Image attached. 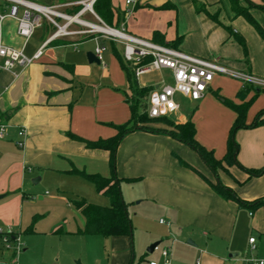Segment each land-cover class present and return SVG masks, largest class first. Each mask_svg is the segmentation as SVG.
Masks as SVG:
<instances>
[{
    "label": "crops",
    "instance_id": "crops-1",
    "mask_svg": "<svg viewBox=\"0 0 264 264\" xmlns=\"http://www.w3.org/2000/svg\"><path fill=\"white\" fill-rule=\"evenodd\" d=\"M33 1L57 5L66 13L76 12L79 6L70 4L78 0ZM249 1L254 5L264 4V0ZM198 2L205 4L217 21L198 12L192 0H140L130 8L112 1L115 15L121 13L123 18L117 25L114 21L113 25L126 27L127 33L159 44H174L170 47L189 54L218 58L231 69L264 78V39L256 29L243 16L232 12L228 0ZM240 2L247 5L246 0ZM249 11L264 28V9L253 6ZM83 18L98 22L89 12L84 13ZM43 22L27 41L17 34L15 19L8 17L2 24L5 44L22 49L28 57H33L39 49L42 53L29 65L17 66L15 72L0 69V125H4V137L0 138V195H3L0 198V229L2 225L20 223L25 215L24 206L30 201L29 191L33 190L29 184L33 172L64 168L79 176L71 170L86 168L89 173L105 177L115 173L122 183L140 184L141 194L137 197L141 202L154 203L166 217L167 221L161 218L159 222L161 225L166 223V233L172 237L171 244L167 245L173 254L172 264H194L195 258L201 259L200 264H247L251 259H264V204L252 203L264 196V173L250 177L244 169L232 165L215 175L187 144L166 132L142 128L131 130L121 138L113 169L110 151L88 148L83 139L113 137L118 134V125L131 120L130 102L135 95L120 59L123 44L89 34L59 37L44 45L53 27L47 20ZM80 27L72 25L71 29ZM236 35L244 39L247 54ZM102 39L111 46L106 54ZM117 44H120V50H117ZM97 45L104 46L102 62L90 63L87 53L95 52ZM148 73L152 75L143 76ZM166 73L173 83L172 73L167 69L136 77L139 88H152L147 94V111L151 94L160 87ZM219 76L222 75L214 77L204 97L194 100L196 108L191 114L180 111L178 103L179 109L172 113L176 120L170 118L176 123L191 120L196 127L197 140L212 150L218 159L227 151L230 130L236 119V113L226 100L241 103L237 93L243 88L242 81L237 78L228 79L222 85ZM226 84L231 85L230 89ZM248 86L251 89L246 100H253L246 123L251 124L264 109V89ZM218 100L225 104L223 112L218 119L209 116L207 127L211 134L219 133L222 140L220 145H212L200 136L199 125L202 124H196L199 119L196 115L210 105L219 104ZM22 128L25 134L19 135ZM234 140L239 144L237 159L242 166H264V123L236 129ZM18 141L23 145L19 146ZM178 157L209 181H220L230 187L244 203L221 197L201 174L183 164ZM39 179L41 176L33 183ZM46 195H49L48 191ZM62 199L58 195L48 197L49 207ZM72 199L76 198L68 197L73 205ZM39 200H42L41 196ZM84 225L85 219L83 228ZM160 235L157 231L152 232L148 241H157ZM112 237V242L124 250L121 256L113 257V263L127 264V250L132 246V238L125 235ZM251 237L255 238L254 243L249 241Z\"/></svg>",
    "mask_w": 264,
    "mask_h": 264
},
{
    "label": "rangeland",
    "instance_id": "rangeland-1",
    "mask_svg": "<svg viewBox=\"0 0 264 264\" xmlns=\"http://www.w3.org/2000/svg\"><path fill=\"white\" fill-rule=\"evenodd\" d=\"M112 1L117 4L120 2L127 8L131 7L126 4L125 0ZM8 4L7 1L0 0V12L6 11ZM85 18L87 17L85 16ZM43 23H46V19ZM117 28L122 29L123 27ZM124 29L126 30V27ZM101 43H105V54L108 53L111 50L110 43L103 39ZM116 48L120 50V44H117ZM150 75L152 73L143 76ZM225 77L228 76H219L222 78V85H224V81L228 82V79H234ZM163 79L160 85L171 83L169 74L166 73ZM230 86V84H226L227 89H230ZM176 100L180 104L182 112L191 114L196 108L193 106V102L196 101L181 94L176 95ZM218 101L219 104L210 105L206 110L203 109L201 114L196 115L199 117L196 124H202L199 125L201 126L200 136L212 145H220L222 140L219 133L211 134L207 127L209 116L218 119L223 112L222 107L225 104L221 103V100ZM147 105L148 96H139L136 113L143 114L147 110ZM169 118L176 120L174 114H170ZM154 125L167 127L163 121ZM84 170L88 172L86 168ZM32 175V177L29 176V184L32 185L33 190L29 191L31 192L28 198L30 201L24 206L23 213L25 215L20 223L1 226L5 232L10 229L17 238L8 242L0 235V264H8L10 261H12L11 264H77V261L81 264H114L113 257L121 256L124 250L120 249L117 243L112 242L114 237L83 234L81 232L84 224L83 216L68 201V197H79L84 198L88 203L108 206V197L97 192L91 182L82 179L81 176L68 173L64 168L51 171L39 169ZM39 176L41 179L37 183H33V180ZM134 183L120 182L122 197L133 227L132 246H128L127 250L129 253L127 264H151V262L162 264L164 259L161 251L172 242V237L166 233V223L161 225L159 222L161 218L165 221L166 217L162 215L161 210L155 207L154 203L141 202V198L137 197L141 194L140 184ZM46 191L49 192V195H46ZM53 195L61 196L63 199L49 207L47 199ZM40 196L42 200H39ZM155 231L161 233L157 240L162 241L157 249L148 252L147 248L152 243L148 241L149 235ZM132 258L133 262L130 261ZM172 259L173 254L170 255L169 264H172ZM200 263L201 259H194V264Z\"/></svg>",
    "mask_w": 264,
    "mask_h": 264
},
{
    "label": "built area",
    "instance_id": "built-area-1",
    "mask_svg": "<svg viewBox=\"0 0 264 264\" xmlns=\"http://www.w3.org/2000/svg\"><path fill=\"white\" fill-rule=\"evenodd\" d=\"M5 1L9 4L6 7V11L0 12V69L14 71L17 66L25 67L42 53V50L39 49L33 57H28L22 49L5 44L2 38L3 21L8 17L15 19L17 22V34L24 41H27L35 30L41 26L42 21L46 19L53 27V32L44 45L50 40L59 37L97 34L123 44V58L133 68L136 77L153 70H170L173 83H164L151 94L148 109L150 117L169 116L175 113L179 109V104L176 100L177 94L192 100L201 99L216 75H227L237 78L242 81L243 88L246 85H252L258 89H264L263 77L231 69L218 58H204L189 54L168 45L131 35L124 28L119 29L108 25L93 9V4L96 0H78L70 3L80 6L74 13L61 11L57 5L41 4L33 0ZM139 1L125 0L126 4L133 7ZM86 12L93 14L98 22L94 23L83 18V14ZM72 25L81 27L71 29ZM103 51L104 46L97 45L95 54L101 62ZM24 134L25 129L22 128L19 131V135ZM2 137H4V125H0V138ZM17 144L22 146L23 142L18 141ZM12 234L10 229L7 232L0 229V235L3 236L5 241L9 242L8 238ZM249 241L254 243L255 238L251 237ZM161 254L164 259L162 264H169L170 247L163 248ZM151 264L158 263L151 262ZM247 264H264V259H251Z\"/></svg>",
    "mask_w": 264,
    "mask_h": 264
},
{
    "label": "trees",
    "instance_id": "trees-1",
    "mask_svg": "<svg viewBox=\"0 0 264 264\" xmlns=\"http://www.w3.org/2000/svg\"><path fill=\"white\" fill-rule=\"evenodd\" d=\"M196 10L198 12H204L211 19L217 21L215 15L210 14L205 4H200L198 0H192ZM247 5L241 4L240 0H228L232 12L236 16H243L260 34L264 39V28L256 21V19L251 15L249 9L253 6L261 7L264 9V4L254 5L251 1L246 0ZM167 6V5H166ZM171 4H168V7ZM80 7H76L77 11ZM93 9L96 14L108 25L114 26L119 24L122 18V14L119 13L115 15V10L112 5V0H96L93 4ZM156 33L155 38L158 37ZM236 38L240 44L244 47V51L247 54V48L244 39L236 35ZM160 42L162 40L160 39ZM163 44V42H162ZM170 46H175L174 44H169ZM123 67L126 70L127 78L131 89L134 91V99L130 102L132 108V117L129 123L118 125V134L107 138L98 140H84L88 148H98L110 151V159L112 168H115V155L117 151L118 144L121 138L131 130L142 128L149 131H160L170 134L173 138L187 144L191 149L199 154L202 160L210 167L212 172L217 175L219 170L227 171L228 166L237 165L241 169H244L250 177H257L264 173V166L260 168H247L242 166L237 159L239 144L234 140V132L236 129L241 127H249L254 125H259L264 123V109H262L256 116L255 120L251 124L246 123V117L248 109L252 103L253 98L246 100L248 91L251 89L250 86L246 85L241 88L237 93V97L242 101L241 103H234L230 100H226L227 105L236 113L235 122L230 130L227 151L225 155L218 159L214 156L212 150L207 149L202 145L196 138V127L195 124L188 120L185 123H176L167 116L162 117H150L148 111L146 110L143 114H137L136 108L138 104V97L147 95L152 88L142 87L139 88L137 85V79L134 74L133 68L125 62L123 56H120ZM161 121L165 122L167 127L153 126L152 124H158ZM74 137L75 135H71ZM75 138V137H74ZM178 159L185 165L192 168L197 173L201 174L197 169H195L190 164L183 161L180 157ZM72 173L78 174L85 180L91 182L97 192H101L106 195L109 199L108 206H102L97 204L88 203L84 198L72 199V203L77 210L82 214L85 219V225L81 231L84 234L96 235V236H130L133 235V227L131 218L126 209V204L122 197L120 190V182L116 177V174L105 177L99 173H88L85 170L72 169ZM202 175V174H201ZM203 176V175H202ZM204 177V176H203ZM205 178V177H204ZM206 179V178H205ZM206 181L210 186L223 198L228 200H236L240 203H244L242 199L228 186L224 185L222 182H211L208 179ZM255 205L264 204V196L253 201ZM17 238L15 234L9 236L8 240H14Z\"/></svg>",
    "mask_w": 264,
    "mask_h": 264
},
{
    "label": "water",
    "instance_id": "water-1",
    "mask_svg": "<svg viewBox=\"0 0 264 264\" xmlns=\"http://www.w3.org/2000/svg\"><path fill=\"white\" fill-rule=\"evenodd\" d=\"M87 58H88V61L90 62V63H97V64H100V60H99V58L96 56V54H95V52H93V51H89L88 53H87ZM3 195H0V198L2 197ZM132 236V235H131ZM132 238V237H131ZM161 241L162 240H157V241H154V242H152L149 246H148V248H147V251L148 252H153L154 251V249L161 243ZM189 243H192L190 240L188 241ZM131 243H132V241H131ZM12 263V261H10V264ZM77 264H81L79 261H77Z\"/></svg>",
    "mask_w": 264,
    "mask_h": 264
},
{
    "label": "bare ground",
    "instance_id": "bare-ground-1",
    "mask_svg": "<svg viewBox=\"0 0 264 264\" xmlns=\"http://www.w3.org/2000/svg\"><path fill=\"white\" fill-rule=\"evenodd\" d=\"M99 28H101V27H99Z\"/></svg>",
    "mask_w": 264,
    "mask_h": 264
}]
</instances>
